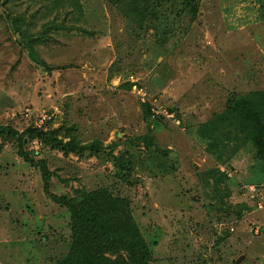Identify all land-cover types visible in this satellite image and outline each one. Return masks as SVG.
I'll use <instances>...</instances> for the list:
<instances>
[{"label": "rangeland", "instance_id": "1", "mask_svg": "<svg viewBox=\"0 0 264 264\" xmlns=\"http://www.w3.org/2000/svg\"><path fill=\"white\" fill-rule=\"evenodd\" d=\"M194 2L193 19L156 4L139 26L105 0H0V126L59 129L122 159L123 175L107 153L24 145L52 194L128 200L154 264H264L261 165L250 146L234 152L227 121L205 130L264 92V0ZM0 146V264H52L70 248L69 214L16 146Z\"/></svg>", "mask_w": 264, "mask_h": 264}, {"label": "trees", "instance_id": "2", "mask_svg": "<svg viewBox=\"0 0 264 264\" xmlns=\"http://www.w3.org/2000/svg\"><path fill=\"white\" fill-rule=\"evenodd\" d=\"M9 0H4L8 2ZM116 7L132 23L141 26L154 8L162 4H181L182 10H187L192 19L196 16L197 5L194 0H105ZM159 5V6H156ZM228 122L231 130L227 132L228 141L237 140L234 149L250 146L254 152L255 164H260L264 174V92L252 93L248 96L237 98L227 104L222 116L217 117L216 123L207 124V133H214L217 123ZM204 127V126H203ZM59 130V129H58ZM58 130L43 131L33 127L26 128L19 134L9 126H0V140L8 141L16 146L17 155L30 166L40 172L43 183V191L56 204L64 207L69 214L71 244L68 252L52 264H154L152 253L143 240L139 228L130 214L129 202L126 199L114 197L106 189H98L83 192L81 195L71 198L58 196L49 192L51 172L47 168L45 160H34L24 150L25 143L38 141L43 146L52 150H59L63 155L69 154L78 157H94L98 159L101 153L111 157L120 174L124 169L122 159H115L111 151H103L101 145H82L75 140L69 132L65 133L67 141L58 138ZM235 137V139H233ZM1 150V146H0ZM162 155L168 152L159 151ZM224 162V160H223ZM258 168V165H257ZM214 170L210 174H218L223 180L226 176ZM126 178V177H124ZM229 195L225 193L223 197ZM228 208L224 209L225 211ZM242 209L237 213L240 216Z\"/></svg>", "mask_w": 264, "mask_h": 264}, {"label": "built area", "instance_id": "3", "mask_svg": "<svg viewBox=\"0 0 264 264\" xmlns=\"http://www.w3.org/2000/svg\"><path fill=\"white\" fill-rule=\"evenodd\" d=\"M139 94L142 95L141 97H143V95H144V94H141V90H140ZM221 171H222V172H225L223 169H221ZM226 175H227L228 177H231V174L228 173V172H226ZM248 190H249V192H250V198H251V199H255V198H257V194H255V187H254V186H250V187H248ZM257 206H258L259 208H262L263 203L259 201V202H257ZM254 232H255V231H254ZM256 233H258V232H256Z\"/></svg>", "mask_w": 264, "mask_h": 264}, {"label": "water", "instance_id": "4", "mask_svg": "<svg viewBox=\"0 0 264 264\" xmlns=\"http://www.w3.org/2000/svg\"><path fill=\"white\" fill-rule=\"evenodd\" d=\"M243 259V256H241L236 262H235V264H239L240 263V261Z\"/></svg>", "mask_w": 264, "mask_h": 264}]
</instances>
